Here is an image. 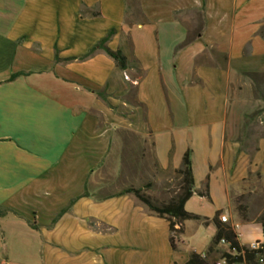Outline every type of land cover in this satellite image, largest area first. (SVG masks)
Wrapping results in <instances>:
<instances>
[{
	"label": "crops",
	"instance_id": "1",
	"mask_svg": "<svg viewBox=\"0 0 264 264\" xmlns=\"http://www.w3.org/2000/svg\"><path fill=\"white\" fill-rule=\"evenodd\" d=\"M263 29L264 0H0V264H187L207 255L219 212L242 245L264 243L261 220L230 209L233 190L264 203V137L235 132L241 78L264 75ZM110 31L126 72L102 50L82 60ZM204 118L216 146L199 182L186 123ZM123 133L149 140L164 174L192 153L185 211L201 220L174 250L169 222L135 196H99Z\"/></svg>",
	"mask_w": 264,
	"mask_h": 264
},
{
	"label": "rangeland",
	"instance_id": "2",
	"mask_svg": "<svg viewBox=\"0 0 264 264\" xmlns=\"http://www.w3.org/2000/svg\"><path fill=\"white\" fill-rule=\"evenodd\" d=\"M264 37V29L261 31ZM137 74V73H136ZM135 74V75H136ZM137 76V75H136ZM138 77V76H137ZM129 79V78H128ZM130 81V80H128ZM250 84V86H249ZM136 89L131 88L128 100L134 103ZM239 97L248 101L235 105V111L243 115L244 119L239 122L236 127V137L243 138H263L264 137V75L255 77L241 78V88ZM210 119L190 120L186 123L190 126L193 134V148L195 150V164L197 171V179L200 182L205 178L208 169L207 160L210 158L205 153V141L211 139L210 144L214 148L215 132ZM210 125V126H209ZM119 149L115 152L113 162L109 163V167L105 173L111 174V171H117L118 176L121 172L129 174L132 180L130 182L123 181V176H116L114 180L106 183L101 181L99 189L108 188L99 194L110 195L120 193L123 190L134 188L141 189L143 193L150 197L154 203L158 205L168 204L171 200L181 194L183 184L182 177L178 171H170L164 174L158 167L152 152L153 146L149 140H143L139 136L123 133L118 140ZM216 146V145H215ZM181 148L179 144L178 149ZM212 155V154H211ZM106 175H103L105 179ZM105 188V189H106ZM231 211L240 216L242 222H259L264 216L258 217L259 212L264 211V203L257 192L244 195L240 191H231ZM211 204L205 202L204 208L211 209ZM226 215V214H225ZM10 238V237H9ZM249 247L250 246H246ZM227 251L226 248H218L217 253L209 258V264H217L222 261L220 253ZM264 264V263H258Z\"/></svg>",
	"mask_w": 264,
	"mask_h": 264
},
{
	"label": "trees",
	"instance_id": "3",
	"mask_svg": "<svg viewBox=\"0 0 264 264\" xmlns=\"http://www.w3.org/2000/svg\"><path fill=\"white\" fill-rule=\"evenodd\" d=\"M115 31H110L105 39H103L98 45H96L90 53L82 60L90 58L97 50L104 51L111 59L114 60L116 66L122 72L129 70L127 58L121 51L113 52L107 44L111 41L115 35ZM56 61L59 59L56 57ZM14 78V77H13ZM98 96L103 100H107V96L103 93H98ZM178 174L182 177L183 188L181 194L171 200L168 204L158 205L153 200L146 196L141 189L129 188L119 193L120 196L133 195L141 202L152 214L158 218L165 219L169 222V230L171 234V247L175 249L174 237L182 232L180 227L187 221H198L200 217L190 214L185 211L186 203L193 197L195 188V179L193 172L192 153L188 150L182 161V169L178 171ZM76 200L71 201L68 208L61 211L57 219L70 210ZM7 214V211L0 209V217ZM221 212L217 213L212 220L216 228V234L212 240L211 246L208 249L205 257L192 254L187 264H209V258L217 253V250L222 241H225L229 246L227 251L220 253L221 260H225L226 264H258L260 260H264V243L259 251H252L249 247L241 244L238 235L234 232L230 225L223 224L220 221ZM264 234V217L261 219ZM176 227H179L176 229Z\"/></svg>",
	"mask_w": 264,
	"mask_h": 264
},
{
	"label": "built area",
	"instance_id": "4",
	"mask_svg": "<svg viewBox=\"0 0 264 264\" xmlns=\"http://www.w3.org/2000/svg\"><path fill=\"white\" fill-rule=\"evenodd\" d=\"M125 80H126V81L129 80L127 76H125ZM220 221H221L223 224L230 225L231 228L234 230V232H235L236 234H237V232L240 230V226H239V225H237V224H234V225L231 224L230 219H229V217H228L227 215H221V216H220ZM262 245H263L262 242H254V243H252V244L250 245V249H251L252 251H259V250L261 249ZM220 246L228 247L229 245H228L225 241H222V242L220 243ZM260 263H264V260L261 259V260H260ZM217 264H226V261H225V260H222V261L218 262Z\"/></svg>",
	"mask_w": 264,
	"mask_h": 264
}]
</instances>
